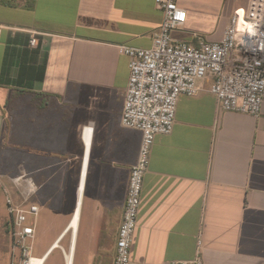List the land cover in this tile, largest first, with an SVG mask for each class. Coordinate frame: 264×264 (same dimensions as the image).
<instances>
[{"label":"crops","instance_id":"crops-1","mask_svg":"<svg viewBox=\"0 0 264 264\" xmlns=\"http://www.w3.org/2000/svg\"><path fill=\"white\" fill-rule=\"evenodd\" d=\"M247 1L179 0L186 21L172 37L219 41ZM162 18L155 0H0V258L12 255L5 189L16 194L9 177L23 172L40 186L32 256L114 263L141 139L121 124L119 46L150 47ZM212 80L180 95L172 132L155 137L133 261L191 259L200 238L203 264H264V99L257 116L220 110Z\"/></svg>","mask_w":264,"mask_h":264},{"label":"built area","instance_id":"built-area-1","mask_svg":"<svg viewBox=\"0 0 264 264\" xmlns=\"http://www.w3.org/2000/svg\"><path fill=\"white\" fill-rule=\"evenodd\" d=\"M155 2L163 18L152 35L151 46H119L129 58L130 69L121 124L138 130L141 139L128 177L113 264H148L131 259L132 235L155 137L172 132L179 96L196 95L201 90L198 81L211 76L209 91L220 110L257 116L264 99V0H248L243 15H231L221 40L198 46L172 37L186 21L179 0ZM3 27L0 25V31ZM36 43V36L31 37L29 44ZM9 182L16 191L12 194L5 189L11 264H30L39 210L31 198L40 186L23 172L9 177ZM201 245L198 238L191 259L154 264H203Z\"/></svg>","mask_w":264,"mask_h":264},{"label":"rangeland","instance_id":"rangeland-1","mask_svg":"<svg viewBox=\"0 0 264 264\" xmlns=\"http://www.w3.org/2000/svg\"><path fill=\"white\" fill-rule=\"evenodd\" d=\"M6 237H7V239L9 238V230L8 229H6ZM8 242H9V240H8ZM8 249L1 254L0 264H11L12 263V260H13L12 255H11V253H10V255L8 254L9 253Z\"/></svg>","mask_w":264,"mask_h":264},{"label":"bare ground","instance_id":"bare-ground-1","mask_svg":"<svg viewBox=\"0 0 264 264\" xmlns=\"http://www.w3.org/2000/svg\"><path fill=\"white\" fill-rule=\"evenodd\" d=\"M90 133L86 136L87 140L89 139ZM43 263V258H34L32 256L30 264H42ZM67 264H71V253L67 255Z\"/></svg>","mask_w":264,"mask_h":264}]
</instances>
